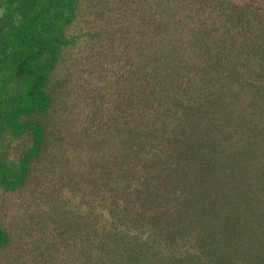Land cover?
Listing matches in <instances>:
<instances>
[{
	"label": "trees",
	"instance_id": "trees-1",
	"mask_svg": "<svg viewBox=\"0 0 264 264\" xmlns=\"http://www.w3.org/2000/svg\"><path fill=\"white\" fill-rule=\"evenodd\" d=\"M0 9V264H264V0Z\"/></svg>",
	"mask_w": 264,
	"mask_h": 264
},
{
	"label": "rangeland",
	"instance_id": "rangeland-1",
	"mask_svg": "<svg viewBox=\"0 0 264 264\" xmlns=\"http://www.w3.org/2000/svg\"><path fill=\"white\" fill-rule=\"evenodd\" d=\"M1 13H2V10L0 9V15H1Z\"/></svg>",
	"mask_w": 264,
	"mask_h": 264
}]
</instances>
